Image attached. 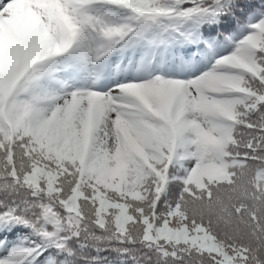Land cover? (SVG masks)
<instances>
[{
    "label": "snow or ice",
    "instance_id": "1",
    "mask_svg": "<svg viewBox=\"0 0 264 264\" xmlns=\"http://www.w3.org/2000/svg\"><path fill=\"white\" fill-rule=\"evenodd\" d=\"M0 264H264V0H0Z\"/></svg>",
    "mask_w": 264,
    "mask_h": 264
}]
</instances>
